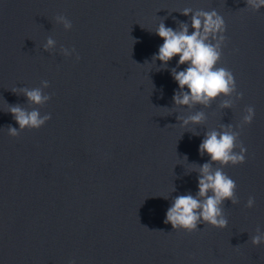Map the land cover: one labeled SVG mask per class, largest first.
I'll return each mask as SVG.
<instances>
[{"label":"water","instance_id":"obj_1","mask_svg":"<svg viewBox=\"0 0 264 264\" xmlns=\"http://www.w3.org/2000/svg\"><path fill=\"white\" fill-rule=\"evenodd\" d=\"M212 11L225 31L207 40L225 36L218 66L232 71L236 89L174 103L187 89L173 73L186 65L156 58V28L191 33L192 16ZM37 88L47 99L33 103L25 90ZM12 106L50 118L21 130ZM247 106L254 117L241 126ZM196 113L199 122L184 123ZM213 130L238 132L233 151L246 148L242 164L222 167L236 182L234 200L220 205L227 226L174 230L164 222L173 199L197 195L201 165L221 167L198 151ZM256 234H264V7L0 0V264H264Z\"/></svg>","mask_w":264,"mask_h":264},{"label":"clouds","instance_id":"obj_2","mask_svg":"<svg viewBox=\"0 0 264 264\" xmlns=\"http://www.w3.org/2000/svg\"><path fill=\"white\" fill-rule=\"evenodd\" d=\"M247 3L254 11L264 7V0H247ZM188 11L184 9L185 14ZM70 26V23H65L66 28ZM191 26L193 29L191 33L188 32L187 25H182L178 31L166 27L163 23L156 28V35L163 41L155 54L156 58L166 63L175 56L178 57V65H186L183 70L173 73L177 86L182 90L187 89L173 96L174 103L180 105H188L192 102L207 103L218 95L228 94L236 89L232 71L222 65L218 66L221 43L225 41V36L220 35L216 43H210L207 40L210 33L225 31L224 19L215 11L201 12L192 16ZM53 43L52 39H48L45 47ZM25 95L33 103L47 99L41 95L38 88L25 90ZM237 96H242V93H237ZM9 112L21 130L25 127L39 128L50 118V116H39L37 110L28 112L19 106H12ZM253 117L254 108L247 106L242 116L241 126L250 124ZM201 119L202 113H196L188 117L184 123H188L189 120L199 122ZM8 132L15 137L18 129L9 127ZM238 135V132L218 133L213 130L208 132L200 142L198 151L207 155L210 162H218L221 167L213 170L209 162L204 163L200 167L197 195H178L173 199L166 209L164 218V222L170 224L172 229L191 233L197 230L199 222L218 229L227 226L228 221L220 205L226 199L234 200L236 182L222 171V167L227 164L235 166L244 162L246 148L239 143V151H233L237 146ZM253 205L254 198L250 196L245 207L251 208ZM251 244L253 246L264 244V234L253 235Z\"/></svg>","mask_w":264,"mask_h":264}]
</instances>
